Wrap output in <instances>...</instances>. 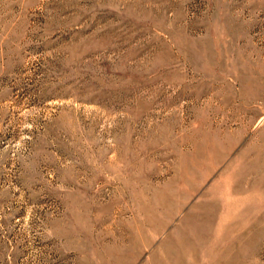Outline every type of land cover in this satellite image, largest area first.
Wrapping results in <instances>:
<instances>
[{
	"label": "rangeland",
	"instance_id": "374dc122",
	"mask_svg": "<svg viewBox=\"0 0 264 264\" xmlns=\"http://www.w3.org/2000/svg\"><path fill=\"white\" fill-rule=\"evenodd\" d=\"M0 264H264V0H0Z\"/></svg>",
	"mask_w": 264,
	"mask_h": 264
}]
</instances>
